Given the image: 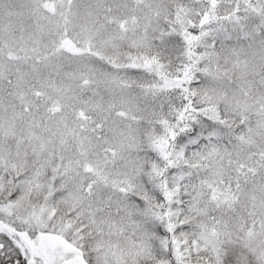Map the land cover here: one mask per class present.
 I'll use <instances>...</instances> for the list:
<instances>
[{"label":"snow or ice","instance_id":"1","mask_svg":"<svg viewBox=\"0 0 264 264\" xmlns=\"http://www.w3.org/2000/svg\"><path fill=\"white\" fill-rule=\"evenodd\" d=\"M0 264H264V0H0Z\"/></svg>","mask_w":264,"mask_h":264}]
</instances>
